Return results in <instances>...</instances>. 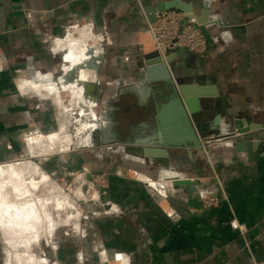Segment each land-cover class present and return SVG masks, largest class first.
<instances>
[{
  "label": "crops",
  "instance_id": "obj_1",
  "mask_svg": "<svg viewBox=\"0 0 264 264\" xmlns=\"http://www.w3.org/2000/svg\"><path fill=\"white\" fill-rule=\"evenodd\" d=\"M172 1L191 5L196 17L204 16L205 3L209 6L207 50L182 49L168 66L183 82L214 93L201 98L198 121L208 125V132L207 140L200 132L199 148L179 147L190 139L169 104L172 86L141 79L142 58L154 50L148 13ZM73 23L107 36L87 59L68 46L79 37L63 38ZM85 70L92 79H82ZM27 78L34 86L22 91L17 82ZM45 85L50 92L41 91ZM69 91L79 92L84 102L101 100L92 113L100 115L102 141L116 150L126 148L120 143L129 145V162L139 160L140 166L131 163L129 173L109 172L108 186L97 189L102 201L89 205L85 236L68 227L41 235V259L53 264H264V0H0V141L16 144L29 133L58 129L61 115L72 109ZM237 119L263 128L221 138L234 130ZM154 136L168 141L167 156L140 152L144 146L163 147L137 143ZM249 140L258 141L252 154L238 146ZM46 158L49 170L55 169L52 161L61 164V174L98 171L107 159L95 155L93 160L84 152ZM114 161L109 162L115 166ZM175 177L191 179L194 188ZM205 194L219 201L206 208ZM7 250L0 246V264Z\"/></svg>",
  "mask_w": 264,
  "mask_h": 264
},
{
  "label": "rangeland",
  "instance_id": "obj_2",
  "mask_svg": "<svg viewBox=\"0 0 264 264\" xmlns=\"http://www.w3.org/2000/svg\"><path fill=\"white\" fill-rule=\"evenodd\" d=\"M27 13L29 14V12ZM68 28V35L63 38H67L70 34L75 38L79 37L71 40L68 43L69 45L66 42V45L72 47L75 53L84 51L80 54V59H87L90 53L93 54L97 50L98 44L104 43L107 38L106 34H97L93 31L92 26L86 28L87 32H84L78 23L70 24ZM148 34H150L149 37L152 39L151 33L149 32ZM51 42L52 47L57 46L56 38L51 39ZM85 43L88 44L87 50ZM81 47H85V49L81 50ZM89 76L83 79H92L90 70ZM25 80L30 79L27 78L23 81ZM20 82H17L19 87ZM72 84L79 85L78 82ZM32 85H34V82L33 84H29L24 90L21 87L20 89L25 91L30 89ZM41 91L43 92L44 90ZM78 93L74 95V91H69L72 109L69 113L62 114L61 117L59 116L61 119L57 127L58 129L49 133H29L25 135V141H18L16 144H13V141H0V165H3L6 171V178L4 176L0 178L8 182L2 188L0 187V209L2 210V212L0 210V246L2 249L5 247L8 249L5 255L3 254L1 264H53L51 261L45 262L43 258H40L42 254L39 248L41 246L39 247V241H37L40 239V236L45 235L47 230L53 227H56V229H60V227L72 229L79 221L82 223L87 222L86 224L89 225V205L96 201H102L101 194L97 191V185L108 186L107 177L109 172L114 169H120V172L129 173V165L131 163L136 167L140 166L139 160L129 162V145L120 143V145L122 144L126 148L121 149L118 147L116 150L114 149L116 147H111V143H104L102 141L105 131L102 130L97 122V116L100 117V115L99 113H92L93 105H101V100H96L94 104L87 101L84 102L80 93ZM103 127L105 128V126ZM6 133L9 134L10 132L7 131ZM33 136L39 138V141L35 144L30 141V138ZM241 136L243 135H236V132L231 130L229 134L221 136V138H236ZM64 152H84L93 160L95 155H102V159H107L103 160L104 166L102 165L101 170L99 169L98 171L85 168L61 174L58 171L61 164L53 161L50 164L51 166L56 165L55 169L49 170L48 166L45 165L44 159H47V156L51 158ZM111 160H115L113 162L116 163L115 166L110 164L109 161ZM11 165L15 167L12 168ZM88 172L91 173L90 179L85 176ZM133 174L135 175V173ZM136 175L138 176L137 173ZM174 180L178 181V177H175ZM0 182L2 181L0 180ZM83 182L87 184L86 190L83 188ZM151 183L156 186L159 185L155 180H152ZM8 184L10 186H7ZM14 188L17 189V192L13 191ZM201 200L203 206L206 208L215 205L219 201L217 197L211 194H205ZM15 203L18 204L17 208L19 210L26 213V216H22L24 218L22 220L19 219L17 221V219L18 223L14 227L12 226V228L11 215L6 214L4 205ZM209 203L211 204L209 205ZM23 204L24 206L22 207ZM29 207H35L38 210L35 212L36 214L33 213L35 223L32 222V224H36L35 228L26 222L29 217Z\"/></svg>",
  "mask_w": 264,
  "mask_h": 264
},
{
  "label": "water",
  "instance_id": "obj_3",
  "mask_svg": "<svg viewBox=\"0 0 264 264\" xmlns=\"http://www.w3.org/2000/svg\"><path fill=\"white\" fill-rule=\"evenodd\" d=\"M205 11H203V17H196L193 13V7L191 5H184L181 1H172L168 3H161L157 6L156 9L150 10L148 13L149 21L155 22L157 19V13L168 10V9H177L184 11L190 17H196L199 26L201 27L207 41L209 43L212 42V37L209 31V18L207 17L209 6L205 7ZM208 18V19H207ZM182 49L186 52H189L187 47H176L171 51H167L164 55H162L158 50H152L148 53L144 54L143 63L145 66L144 77H141L143 81H156V80H164L169 85H171L172 94L170 97V106L174 108L177 112L178 120L184 123L189 131L192 134V138L190 141H182L179 144V147H188V148H199L202 144L201 134L206 136V132H208V125L199 124L198 121V113L201 111V102L202 96L211 91L209 88L205 87V85L197 84V83H185L183 79L178 76V72L176 70L169 71L168 66L171 67L173 65L174 56L181 52ZM146 74V75H145ZM173 74V77H172ZM174 78V79H173ZM127 90L134 89L132 87H126ZM213 92V91H212ZM195 123V124H194ZM197 128V129H196ZM263 128L262 125L253 122L252 120H247V124L245 125L243 119H237L234 125V131L237 134H245L250 131H254L257 129ZM201 132V134H200ZM156 135V134H155ZM207 140V136L204 137ZM156 136L151 139H141L137 141L138 144L142 145H154L159 144L163 145L162 148L152 147V146H144L143 154L145 156H167L168 149L164 147V145H169L168 141H164L160 139L159 141H155ZM258 141L249 140L246 143L240 142L238 143L239 148L244 149L247 147V150L250 154L254 152V146H256ZM91 178V175L89 179ZM179 184H190L191 189L194 188V185L191 182V179L184 178L177 181ZM97 188L102 189L101 185H97Z\"/></svg>",
  "mask_w": 264,
  "mask_h": 264
},
{
  "label": "built area",
  "instance_id": "obj_4",
  "mask_svg": "<svg viewBox=\"0 0 264 264\" xmlns=\"http://www.w3.org/2000/svg\"><path fill=\"white\" fill-rule=\"evenodd\" d=\"M147 30L152 35L154 50H158L162 55L176 47H187L195 54H203L208 48V41L197 21L181 10L168 9L158 12L155 22L148 21ZM239 228L242 231L246 229L245 225H239ZM71 230L85 236L87 224L79 221Z\"/></svg>",
  "mask_w": 264,
  "mask_h": 264
},
{
  "label": "bare ground",
  "instance_id": "obj_5",
  "mask_svg": "<svg viewBox=\"0 0 264 264\" xmlns=\"http://www.w3.org/2000/svg\"><path fill=\"white\" fill-rule=\"evenodd\" d=\"M205 6H208L206 3H205ZM191 18H193L194 20H196L197 21V18L196 17H191ZM198 23V22H197ZM83 30H84V32H87L86 31V29L85 28H83ZM147 32H148V30H147ZM149 33V32H148ZM90 34V33H89ZM71 35V34H70ZM150 35V34H149ZM72 36V35H71ZM92 36V35H91ZM84 39H86V38H84ZM152 40V39H151ZM85 42V41H84ZM152 43H153V46H154V42H153V40H152ZM101 44L102 43H99V46H101ZM81 45V44H80ZM83 46V45H82ZM85 47H86V50H87V48H88V44H86L85 43ZM85 47L84 48H82L81 50H84L85 49ZM78 51V50H77ZM82 52H84V51H82ZM81 52V53H82ZM84 56V55H83ZM86 57V56H85ZM144 69H145V66H144ZM146 75V74H145ZM88 78V77H90L89 76V70H86L85 72H84V74L82 75V79L83 78ZM142 77H144V75L142 76ZM29 84H33V82L31 83V81H21L20 82V87L24 90V89H26L27 88V86L29 85ZM71 85H72V83H70ZM76 84V83H75ZM32 86H34V85H32ZM139 87V85L138 84H136V85H134V87L132 86V88H138ZM29 88V87H28ZM49 89H51L49 86L47 87L46 85L41 89V90H44L43 91V93H46V92H49ZM121 89H123V88H121ZM51 91V90H50ZM186 128H187V133H188V135H187V139H191L192 138V134H191V132L189 131V129H188V127L186 126ZM57 136V135H56ZM183 140H185V138H183ZM30 141L32 142V143H36L37 141H39V138H37V137H31L30 138ZM140 150V152L141 153H143V148H141V149H139ZM11 167L12 168H14L15 166L13 165H11ZM13 170V169H12ZM18 172V171H17ZM8 173V172H7ZM5 175H6V171L4 170V166L3 165H0V177H2L3 178V176L5 177ZM8 175V174H7ZM15 176H16V174H15ZM19 176V175H18ZM6 178V177H5ZM181 179H184L183 177H178V180H181ZM0 180L2 181V182H0V183H2L1 185H0V187L2 188L3 187V185L4 184H7L8 182H7V180H5L4 179V181L0 178ZM10 180V179H9ZM7 182V183H6ZM10 182V181H9ZM191 182H192V180H191ZM6 186V185H5ZM7 186H10V184H8ZM15 187V186H14ZM34 187H37V186H34ZM8 188V187H7ZM17 189L16 188H14L13 189V191H15V192H17L16 191ZM20 190V189H19ZM4 191V190H3ZM23 193V192H22ZM17 194V193H16ZM15 194V195H16ZM21 194V193H20ZM15 195H14V198H15ZM17 196V195H16ZM24 197V196H23ZM16 199V198H15ZM0 200H1V198H0ZM1 203V202H0ZM21 203V202H20ZM4 204V203H3ZM3 204H1L2 206H3ZM17 205L18 204H6V205H4V210L6 211V214H10L11 216V219H12V222H11V227L13 226H15L18 222L17 221H19V219L20 220H22V219H24V218H22V216H26L25 214L26 213H23V211L22 210H19L18 208H17ZM24 206V204L22 205V207ZM27 206H29V205H27ZM34 206V205H33ZM36 206V205H35ZM20 207H21V205H20ZM25 208V207H24ZM22 209V208H21ZM29 209V217L27 218V223L28 224H31V226L33 227V228H35L36 227V224H32V222L33 223H35V217H34V215H33V213H35V212H37L38 210H36L35 209V207L34 208H31V207H29L28 208ZM27 209V210H28ZM1 210V209H0ZM26 210V209H25ZM1 212H2V210H1ZM22 213H23V215H22ZM5 214V215H6ZM36 214V213H35ZM4 215V216H5ZM13 216V217H12ZM18 219V220H17ZM17 220V221H16ZM4 222H6V221H4ZM7 223V222H6ZM5 225V224H4ZM12 227V228H13ZM11 228V229H12ZM77 228H78V226H77Z\"/></svg>",
  "mask_w": 264,
  "mask_h": 264
}]
</instances>
